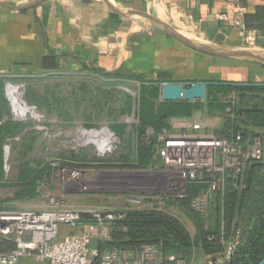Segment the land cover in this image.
<instances>
[{
  "label": "crops",
  "instance_id": "1",
  "mask_svg": "<svg viewBox=\"0 0 264 264\" xmlns=\"http://www.w3.org/2000/svg\"><path fill=\"white\" fill-rule=\"evenodd\" d=\"M142 14L216 51L264 55V0H0V75L96 68L147 81H264V60L197 51ZM17 264L48 263L24 256Z\"/></svg>",
  "mask_w": 264,
  "mask_h": 264
},
{
  "label": "trees",
  "instance_id": "2",
  "mask_svg": "<svg viewBox=\"0 0 264 264\" xmlns=\"http://www.w3.org/2000/svg\"><path fill=\"white\" fill-rule=\"evenodd\" d=\"M94 75L105 79H125L138 82L135 97L123 103L124 114L134 110L136 123L127 137L128 150L125 155L113 160L92 158L86 160L81 150L76 154L82 158H71L67 163L75 169H119L143 170L151 168L160 162L156 160V136L163 129L170 127L172 118H190L197 111L206 114L214 112L222 115L220 127L214 133L231 139L238 133L242 137L261 135L255 129L264 131V81L244 80L207 81L206 99L199 100H162L160 98V83L162 81L144 80L134 75L102 72L96 68L90 69ZM25 97L26 103L46 112L40 107V100ZM46 106L51 100L46 95ZM61 100L55 97V102ZM65 118H68L67 115ZM29 122L11 120L8 115V101L5 97V82L0 80V185L4 183V145L7 138L19 134ZM109 132L121 138L126 134V124L112 122L108 125ZM34 143L28 145L30 148ZM64 163V161H61ZM27 163V162H26ZM64 163V164H65ZM34 167L26 165L21 170L15 182L13 201L33 199L38 195V187L49 181L53 171L47 162L33 161ZM202 186L191 185L190 196L187 199L168 197L164 203L175 206L188 214L195 226L192 237L185 224L166 210L157 208L134 209L123 212V217L109 224L108 238L98 242L102 249H120L135 251L143 244L158 245L166 254L182 257L190 264L195 251H200L207 259H213L223 250L219 240L221 222L226 239L238 236L239 243L225 264H258L264 257V158L260 162L248 165L244 187L240 190L234 187L232 179L227 178L223 193H215L212 199L210 218L212 224L204 228V221L189 208V198L196 194ZM5 210V209H0ZM71 231L62 228V232ZM0 245H6L9 250L11 242L0 240ZM1 250V249H0Z\"/></svg>",
  "mask_w": 264,
  "mask_h": 264
},
{
  "label": "built area",
  "instance_id": "3",
  "mask_svg": "<svg viewBox=\"0 0 264 264\" xmlns=\"http://www.w3.org/2000/svg\"><path fill=\"white\" fill-rule=\"evenodd\" d=\"M247 40L251 41L252 37L248 36ZM5 87L13 88L11 83H5ZM37 115L36 119L40 120L42 115ZM207 129L197 119L188 122L187 118H172L170 127L156 136V156L161 159L162 169L155 171V177L143 188L125 196L122 209L69 207L62 195L51 193L40 184L47 197L45 208L0 210V240L13 245L0 251V264H17L24 256L48 264H188L186 259L166 254L155 244H143L135 251L100 250L90 244L93 235L97 242L106 240L110 222L122 218L126 209L166 210L164 199H187L191 185L202 188L189 198V208L204 221V228L210 227L214 194L223 193L227 178L233 180L236 189H242L248 165L264 158V144L261 135L242 137L238 133L227 139ZM93 130L79 127L74 141ZM88 144L100 145V142L84 143ZM60 170L67 173L66 185H74L83 192L90 190L91 183L80 181L78 169L60 167ZM63 227L71 231L62 232ZM221 227L219 240L223 250L203 264H225L239 243L237 235L226 239L222 222Z\"/></svg>",
  "mask_w": 264,
  "mask_h": 264
},
{
  "label": "rangeland",
  "instance_id": "4",
  "mask_svg": "<svg viewBox=\"0 0 264 264\" xmlns=\"http://www.w3.org/2000/svg\"><path fill=\"white\" fill-rule=\"evenodd\" d=\"M0 80L13 86L12 90L5 87L10 119L30 123L19 134L7 138L4 145L5 184L0 185V209L45 208L47 197L40 187L33 199H11L15 190L11 183L16 181L26 165L34 167L33 161L36 160L49 163L53 169L49 181L42 183L45 188L51 193L62 195L66 206L80 209H122L125 207L124 197L143 188L147 181L155 177L154 172L162 169L159 156H155L159 164L143 170L78 168L80 181L91 183L90 190L86 192L74 185H66L67 173L60 170V167L73 168L65 163L72 157L82 158L76 154L77 150L82 151L80 154L86 160L94 157L113 160L127 153V137L136 121L133 109L131 113L124 114L123 103L130 98L133 100L138 91L139 85L133 81L105 79L91 74H43L30 77L0 75ZM28 94V97L38 98L40 107L45 108L46 112L26 103ZM46 95L51 100L50 106L45 104ZM55 97L61 101L55 102ZM32 111L42 115V118L37 120L38 116H34ZM66 115L68 118H65ZM195 119L207 125L209 131L220 127L222 123V115L217 112L206 114L197 111L187 121ZM115 121L126 124V134L121 138L109 132L108 125ZM79 127L95 130L87 132L81 140L74 141ZM255 131L259 134L264 132L261 129ZM31 141L34 144L28 148ZM85 142H100V145H84ZM166 211L179 218L190 234H195V226L186 212L173 205L168 206ZM97 244V237L93 235L90 246L95 248ZM205 260V256L196 250L190 264H203Z\"/></svg>",
  "mask_w": 264,
  "mask_h": 264
},
{
  "label": "water",
  "instance_id": "5",
  "mask_svg": "<svg viewBox=\"0 0 264 264\" xmlns=\"http://www.w3.org/2000/svg\"><path fill=\"white\" fill-rule=\"evenodd\" d=\"M116 11L120 12L122 15L127 16L126 13H123L115 8ZM149 19L154 25H156L163 32L168 34L169 36L181 41L185 45L201 52L209 53L212 55H218L222 57H248L259 60H264V55L249 51V50H235L230 52H219L212 48L202 46L186 35L181 33L179 30L171 26L169 23L161 21L153 16L143 15ZM207 81H188V82H161L160 83V98L162 100H178V99H186V100H199L205 101L206 99V87ZM24 104H26L24 102ZM258 264H264V257Z\"/></svg>",
  "mask_w": 264,
  "mask_h": 264
},
{
  "label": "bare ground",
  "instance_id": "6",
  "mask_svg": "<svg viewBox=\"0 0 264 264\" xmlns=\"http://www.w3.org/2000/svg\"><path fill=\"white\" fill-rule=\"evenodd\" d=\"M32 114L34 115V116H36L37 115V113L35 112V111H32ZM38 116V115H37ZM77 141V140H76Z\"/></svg>",
  "mask_w": 264,
  "mask_h": 264
}]
</instances>
